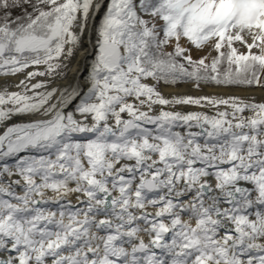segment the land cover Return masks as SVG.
<instances>
[{"label": "snow or ice", "instance_id": "snow-or-ice-1", "mask_svg": "<svg viewBox=\"0 0 264 264\" xmlns=\"http://www.w3.org/2000/svg\"><path fill=\"white\" fill-rule=\"evenodd\" d=\"M93 30L86 88L31 83ZM23 73L0 90V264H264V102L161 91L264 87V0H0V76Z\"/></svg>", "mask_w": 264, "mask_h": 264}, {"label": "bare ground", "instance_id": "bare-ground-1", "mask_svg": "<svg viewBox=\"0 0 264 264\" xmlns=\"http://www.w3.org/2000/svg\"><path fill=\"white\" fill-rule=\"evenodd\" d=\"M91 40H89V34H86L82 46L79 47L74 56L67 62L68 68L66 70L67 75H58L50 78L49 87L53 86H75L79 82L85 88L87 87V77L90 72V65L95 56V49L92 45L95 44L96 35L93 30L90 33ZM239 45V44H238ZM243 47L242 45H239ZM204 52H210L209 48H205ZM23 74L16 76H0V90L7 87L10 91H19L15 85L24 78ZM151 83V81H149ZM161 91L166 96L171 95H191L194 97L200 96H218V97H229V96H239L246 100L254 99L256 102H264V87H221L215 85H206L197 89L192 86L191 83H180L173 86H161ZM74 107V105H73ZM178 110L181 111H206L212 114L213 110L211 108L205 107L200 108L193 105H180L177 106ZM71 110V108H69ZM221 110L223 108L221 107ZM248 113H246L247 115ZM35 117H28L26 119H34ZM20 122V121H14ZM4 127H0V134L3 133Z\"/></svg>", "mask_w": 264, "mask_h": 264}, {"label": "rangeland", "instance_id": "rangeland-1", "mask_svg": "<svg viewBox=\"0 0 264 264\" xmlns=\"http://www.w3.org/2000/svg\"><path fill=\"white\" fill-rule=\"evenodd\" d=\"M237 47L238 48H240V50L241 51H244L245 49L243 48V47H241V46H239L238 44H237ZM210 49V48H209ZM205 50V49H204ZM204 50L203 51H200V50H196V49H194L193 48V50H192V54H193V56H194V58H199L200 56H203V55H206V54H209V53H211V55H215V52L214 51H212L211 49H210V52H204ZM40 69L41 70H44V66L43 65H41L40 66ZM67 70V69H66ZM61 75H63V74H61ZM60 75V76H61ZM51 77H53V76H44V77H36L35 79H33L32 81H31V83H37L38 81H50V78Z\"/></svg>", "mask_w": 264, "mask_h": 264}]
</instances>
